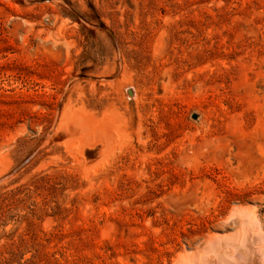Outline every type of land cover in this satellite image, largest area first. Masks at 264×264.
Returning <instances> with one entry per match:
<instances>
[{
  "label": "rangeland",
  "instance_id": "1",
  "mask_svg": "<svg viewBox=\"0 0 264 264\" xmlns=\"http://www.w3.org/2000/svg\"><path fill=\"white\" fill-rule=\"evenodd\" d=\"M249 214L264 0H0V264L226 261Z\"/></svg>",
  "mask_w": 264,
  "mask_h": 264
},
{
  "label": "bare ground",
  "instance_id": "2",
  "mask_svg": "<svg viewBox=\"0 0 264 264\" xmlns=\"http://www.w3.org/2000/svg\"><path fill=\"white\" fill-rule=\"evenodd\" d=\"M81 121L82 122H80V125H81L82 131L86 132L87 134L95 133L94 135H96L97 139L98 138L103 139V137L106 136V131L104 129L103 123H100L98 126L93 125L96 127V128H93L91 127L92 125L88 121L86 120H81ZM70 123H71V120H70ZM65 126L66 125H64V127ZM74 126L78 127L79 125H74ZM74 128L69 129V126H68V129L71 130L72 132H74V130L76 129ZM4 163H7V162H4ZM3 166L5 165L3 164ZM237 224H239L241 228V234H240L239 239L233 240L235 243L233 242V245H232L233 251L230 250V252L231 251L232 252L230 255L231 257L228 260L226 261L222 260V256H219L220 253L216 251L218 249L216 250L210 249V252H206L203 255V257L199 258L198 260L195 259L196 261H193L192 259V261L190 262L187 261L186 263L185 262L184 263L185 264H264V229H263V224L261 223L260 219L255 214L243 215L237 219ZM219 245H217V247H219ZM217 247H214V248H217ZM225 247L223 248L225 249Z\"/></svg>",
  "mask_w": 264,
  "mask_h": 264
},
{
  "label": "water",
  "instance_id": "3",
  "mask_svg": "<svg viewBox=\"0 0 264 264\" xmlns=\"http://www.w3.org/2000/svg\"><path fill=\"white\" fill-rule=\"evenodd\" d=\"M128 93H129V95H132V90H131V89H128ZM192 117H193V118H196V117H197V114H196V113H193V114H192ZM22 165H23V163L19 164V165L15 168V170L19 169Z\"/></svg>",
  "mask_w": 264,
  "mask_h": 264
}]
</instances>
